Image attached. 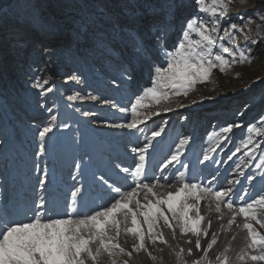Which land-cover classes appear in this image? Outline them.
I'll return each instance as SVG.
<instances>
[{
	"label": "rangeland",
	"instance_id": "374dc122",
	"mask_svg": "<svg viewBox=\"0 0 264 264\" xmlns=\"http://www.w3.org/2000/svg\"><path fill=\"white\" fill-rule=\"evenodd\" d=\"M4 1L0 0V216L22 212L34 198L33 185L39 173L33 170L37 136L32 129L37 124L42 126L49 122L52 116L57 117L52 121L57 126L50 134L48 154L40 163L42 167L47 165V194L60 211L75 187H81L82 193H86V196L81 193L79 201L82 211L102 202L105 192L92 179L93 173H103L110 180L124 183L121 179L124 174L115 165L134 167L137 160L131 147L137 143L142 146L146 142L144 137L151 135L150 130L163 121H167L165 131L156 138L154 147H150L146 155L149 176L159 174V165L183 137L189 138V145L181 159L190 165L188 175L197 180L218 187L221 181L213 180L216 170L225 174V169L231 172L237 163L245 173L260 171L255 168L258 159L244 167L248 158L242 152L218 165L209 162L202 165L198 161L203 159L202 150L209 147L212 134L218 133L220 127L228 123L240 124V128L233 129L235 143H239L247 125L264 114V0H226L228 18L221 20L218 30V35H223V28L229 23L243 28V34L233 32L238 37L237 45L252 58L251 63H237L224 73L214 69L209 82L198 84L188 97L177 98L186 107L177 108L173 103V111L161 113L140 125L143 131L109 126L126 122L125 116L130 119V113H121L118 108L90 100L69 101L67 97L90 93L118 106H127L134 93L150 86L147 64L136 57L121 29L131 24L132 13L150 17L149 6L159 0ZM178 2L182 7L173 21L170 45L179 39L184 18L200 16L208 20L205 14L199 13L195 0ZM146 28L147 21L142 30ZM244 35L248 36L247 40ZM222 42L232 47L227 39ZM126 68L131 71H125ZM73 76L79 83L71 79ZM44 79H49L44 89L33 87ZM48 88L53 90L48 92ZM84 111L90 115L83 116ZM63 124L68 126L63 127ZM233 148L230 141L223 150L217 149L211 155L224 161ZM175 169L184 170L177 164L166 174ZM238 172L229 178L238 176ZM238 178L241 183L233 185L237 197L243 196L246 188L259 191L262 187L259 177L253 183L245 176ZM224 186L227 187L226 183ZM224 212V219L217 220L214 208L209 211V202L202 204L201 214L206 217L202 226H207V220H211L212 225L209 236L202 238L201 243L206 246L211 233L218 232L217 244L209 252L213 264L215 256L225 247L231 249L228 254L233 264H240L235 257L245 247L247 233L236 225H242L243 218L238 216L231 229L225 231L221 225L227 228L230 214L227 210ZM256 227L264 233V229ZM163 231L171 248L148 243L149 251L157 257L155 261L144 251L120 259L128 260V264H176L173 249L178 250V244L185 250L193 248L191 257L185 251L188 264L202 255L195 252L196 238L191 234L182 237L177 230L173 240L168 229ZM188 239L193 243H185ZM119 242L132 251L134 239L131 236L121 235Z\"/></svg>",
	"mask_w": 264,
	"mask_h": 264
},
{
	"label": "snow or ice",
	"instance_id": "6c2138e0",
	"mask_svg": "<svg viewBox=\"0 0 264 264\" xmlns=\"http://www.w3.org/2000/svg\"><path fill=\"white\" fill-rule=\"evenodd\" d=\"M195 5L208 20L200 16L184 18L180 37L171 45L169 40L173 21L182 7L178 0H159L150 5V17L140 13L131 14V24L121 30L126 33V43L136 57L147 64L150 86L134 93L127 106H118L109 99L90 93L86 96L70 95L67 99L90 100L118 108L121 113H130V119L125 116L126 122L109 126L143 131L140 125L161 113L173 111V103L177 108L186 107L177 98H186L196 90L198 84L209 82L214 69L218 68L224 73L237 63H251L252 58L246 56L245 50L237 45L238 37L233 32L243 34V28L237 23H229L228 27L223 28V35H218L221 20L228 18L229 3L226 0H195ZM145 21L147 28L142 30ZM225 39L232 47L222 42ZM244 39L247 40L248 36L244 35ZM216 49L218 51H214ZM125 71L131 70L126 68ZM71 79L79 83L75 76ZM48 83L49 79H44L43 83L36 82L33 87L44 89ZM52 90L46 89L48 92ZM82 115L87 117L90 113L84 111ZM56 119V116H52L49 122L42 126L37 124L32 129L37 136L33 170L39 173L33 185L35 196L22 212L14 216H0V264H128V260H121L120 257L131 258L133 252L141 251L155 261L157 257L149 251L147 244L160 243L171 248L163 231L165 228L171 232L173 240L176 239L177 230L182 237L191 234L196 238L195 252L202 255L193 259L191 264H213L209 252L217 244L218 232L211 233L206 246L201 243L202 238L209 236L212 225V221L207 220V226H202L206 217L201 214V206L205 202H209V211L214 208L218 214L217 220L224 219V210L230 214L227 228L221 225L225 231L231 229L238 216L243 218V224L236 226L246 230L247 243L236 253V261L240 264H264V233L256 227L264 229V114L260 115L258 121L247 125L239 143H235L233 129L240 128V124L228 123L220 127L218 133L212 134L209 147L202 150L203 159L198 161L202 165L205 162L218 165L231 161L237 153L242 152L248 158L244 167L258 159L255 168L260 171L245 173L237 163L231 172L225 169V174H221L216 170L213 180L221 181L218 187L211 182L197 180L188 175L190 165L181 159L189 145V138L183 137L159 165V174L149 176L145 167L146 155L149 148L154 147L156 138L165 131L167 121H163L150 130L151 135L144 137L146 142L142 146L137 143L131 147V153L137 160L134 167L115 165L124 174L121 177L124 183L110 180L103 173H93L92 179L104 190L105 196L101 203L89 207L87 211L80 208L81 187L71 190V197L66 200L62 211L57 209L56 202L47 194V165L42 167L40 161L48 154L52 138L50 134L57 126L52 121ZM67 126L63 124V127ZM230 141L234 148L230 149L226 160L221 161L211 155L217 149L223 150ZM177 164L184 170L175 169L166 174ZM76 166L80 168V164ZM237 170L238 176H245L249 183L259 177L261 189L255 191L246 188L244 195L237 197L233 185L241 181L238 176L229 178ZM73 179L76 177L73 176ZM121 235L134 239L132 251L121 246ZM185 243L192 244L193 241L188 239ZM176 248L178 250L173 249L176 264H188L185 251L191 257L193 248L185 250L179 244ZM230 251V247H225L219 252L215 256V264H233L228 254Z\"/></svg>",
	"mask_w": 264,
	"mask_h": 264
},
{
	"label": "bare ground",
	"instance_id": "6f19581e",
	"mask_svg": "<svg viewBox=\"0 0 264 264\" xmlns=\"http://www.w3.org/2000/svg\"><path fill=\"white\" fill-rule=\"evenodd\" d=\"M4 2H5V1H4ZM82 196H86V193H85V192H83V193H82Z\"/></svg>",
	"mask_w": 264,
	"mask_h": 264
},
{
	"label": "water",
	"instance_id": "95a60500",
	"mask_svg": "<svg viewBox=\"0 0 264 264\" xmlns=\"http://www.w3.org/2000/svg\"><path fill=\"white\" fill-rule=\"evenodd\" d=\"M8 0H6L5 2H7Z\"/></svg>",
	"mask_w": 264,
	"mask_h": 264
}]
</instances>
